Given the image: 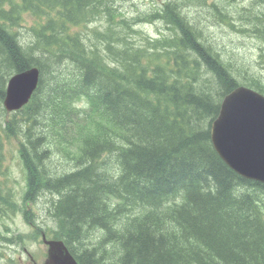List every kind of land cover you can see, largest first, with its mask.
I'll list each match as a JSON object with an SVG mask.
<instances>
[{"label":"trees","instance_id":"1","mask_svg":"<svg viewBox=\"0 0 264 264\" xmlns=\"http://www.w3.org/2000/svg\"><path fill=\"white\" fill-rule=\"evenodd\" d=\"M106 1L0 0V130L22 138L24 218L33 216L24 202L45 199L54 235L80 264H264V184L229 169L209 138L222 98L240 84L229 64L178 1L133 20H164L170 37L112 35L108 53L89 48L70 26ZM25 13L37 17L27 41L15 30ZM32 66L42 73L36 91L6 118V80ZM243 83L264 94L260 79ZM3 157L0 145L8 179ZM57 157L79 166L53 171ZM15 204L0 185V218Z\"/></svg>","mask_w":264,"mask_h":264},{"label":"water","instance_id":"2","mask_svg":"<svg viewBox=\"0 0 264 264\" xmlns=\"http://www.w3.org/2000/svg\"><path fill=\"white\" fill-rule=\"evenodd\" d=\"M39 72L28 69L12 76L6 86L3 106L20 108L36 88ZM211 142L223 162L239 176L264 183V97L239 87L222 101L211 124ZM45 264H75L61 243H49Z\"/></svg>","mask_w":264,"mask_h":264},{"label":"rangeland","instance_id":"3","mask_svg":"<svg viewBox=\"0 0 264 264\" xmlns=\"http://www.w3.org/2000/svg\"><path fill=\"white\" fill-rule=\"evenodd\" d=\"M154 1L155 0H130L129 2L121 4L119 6V10L127 17L134 16L139 12H145L147 10L150 11ZM160 1L161 0L158 2ZM185 4L187 3L183 2V5ZM243 7L242 0H231L230 3L227 0H223L221 7L218 10L220 13H218L215 12V9L211 10L210 6H204L203 0H194L193 2H190L188 6L189 9L187 11V15L189 16H187V18L193 22V25L198 28V30H200V35L214 47L220 57L225 61H228L230 71L235 76L238 72L245 73L247 70H249V74H259L263 72L257 61L258 46L260 45V38L257 35V31L253 30L254 33L252 34L251 39L237 34L235 31L227 29V27L230 26L229 19L235 22L244 23L239 19V15L243 13ZM256 11L260 13L264 12V8ZM211 13H213L216 18L210 17ZM248 14L250 13H246L245 15ZM29 22L30 19L26 18L28 27L30 25ZM16 29L19 30L17 27ZM143 29L151 36L157 35L158 30L163 31L161 25L159 24L145 26ZM21 34L23 40H29V32L21 29ZM48 76V74L44 75L45 83L48 82ZM238 76L240 77L241 75L239 74ZM242 77H245V75ZM249 78L250 76L248 75L246 79ZM51 81L54 82V79H51ZM15 144L16 142L13 141L11 144L7 145L9 152H7V160L5 164L9 166L10 173L16 180L17 184L23 186L22 170L20 161L17 159V155L15 153ZM75 166L76 164L74 160L67 162V160L59 157H57L55 162L52 164L53 171L54 167L59 168V171H65ZM31 207H33L34 214L37 215V218H29V221L39 230H53L55 222L47 212L45 199L41 198L39 200H35V205ZM6 224L12 231H17V229L20 231H26V226L20 216H17L12 220L7 219ZM15 253L16 250L14 248L5 252L7 256H13Z\"/></svg>","mask_w":264,"mask_h":264},{"label":"bare ground","instance_id":"4","mask_svg":"<svg viewBox=\"0 0 264 264\" xmlns=\"http://www.w3.org/2000/svg\"><path fill=\"white\" fill-rule=\"evenodd\" d=\"M199 1H202V0H199ZM250 2H252V4H254V9H255V11L256 10H260V9H262V8H264V6H262L261 4H259L258 3V0H249ZM264 1V0H263ZM221 7V5H218L216 8L219 10V8ZM257 12V11H256ZM254 13H253V11H252V13L250 12V14H248V15H244L243 17H241L240 15H239V19H240V21L241 22H244V23H242V24H249L250 26H252V27H254V31H257V26H259V25H261V23H262V21H263V18H264V12H258V15H253ZM190 21V20H189ZM229 21H230V25L232 24V23H235V21H232L231 19H229ZM191 23H193L192 21H190ZM195 27V26H194ZM196 28V27H195ZM197 29V28H196ZM199 31V30H198ZM200 32V31H199ZM199 38H200V40L201 41H204V42H207V43H209L204 37H202L201 35L199 36ZM210 44V43H209ZM211 45V44H210ZM212 46V45H211ZM212 48H213V50L215 51V49H214V47L212 46ZM39 53H35V56L36 55H38ZM219 54V53H218ZM73 70H74V68H73ZM72 70V71H73ZM64 71V70H63ZM49 75L48 76V80L51 78V76H50V74L48 73V71H45V73H44V75ZM231 75H233V73L231 74ZM43 79H44V83H45V78H44V76H43ZM45 120H48V117L46 116V119ZM38 122V121H37ZM36 122V123H37ZM32 127H34V126H32ZM34 129H36V126L34 127ZM76 166H79V165H76ZM54 169H58L59 170V168H55L54 167ZM104 169V168H103ZM68 170V169H67ZM106 172H110L111 173V169H109V167L107 166V169H104ZM52 180V179H51ZM53 230H54V228H53ZM112 238V237H111Z\"/></svg>","mask_w":264,"mask_h":264}]
</instances>
